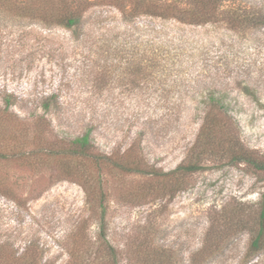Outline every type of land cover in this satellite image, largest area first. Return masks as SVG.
<instances>
[{
    "label": "rangeland",
    "instance_id": "obj_1",
    "mask_svg": "<svg viewBox=\"0 0 264 264\" xmlns=\"http://www.w3.org/2000/svg\"><path fill=\"white\" fill-rule=\"evenodd\" d=\"M85 1L84 26L74 36L28 17H0V254L18 255L32 245L41 262L67 264L70 235L86 219L75 264H243L247 231L214 249L213 230L203 248L208 220L219 229V210L238 209L248 228L264 177L219 159L220 152L207 153L202 169L184 175L173 195L170 187L152 192L188 156L208 91L224 94L241 145L264 153V31L256 42L220 20L197 25L141 15L129 21L130 10L151 1L181 7L185 0ZM254 2L264 5L222 0V10ZM7 93L15 104H3ZM50 93L59 107L43 114L40 98ZM85 132L101 154L133 158L132 148L158 173H99L111 255L99 252V209L91 213L95 203L65 177L67 163L29 151L41 147L38 140L61 146ZM86 167L96 174L94 162ZM249 261L264 264V254Z\"/></svg>",
    "mask_w": 264,
    "mask_h": 264
},
{
    "label": "trees",
    "instance_id": "obj_2",
    "mask_svg": "<svg viewBox=\"0 0 264 264\" xmlns=\"http://www.w3.org/2000/svg\"><path fill=\"white\" fill-rule=\"evenodd\" d=\"M114 1L116 3L122 2V0ZM87 4L89 2L85 0L81 2L77 0H0V17L3 19L6 16L16 19L28 17L30 22H39L45 28L59 26L68 30L74 36L82 31L85 22L84 13L88 9ZM238 5L231 4L224 11L222 10V0H185L181 7L171 2L157 4L151 1L142 11H136V8L130 10L129 21L131 17L136 18L141 15L159 17L161 19L174 17L177 21L197 25L220 20L225 23L228 30L233 32L246 31L251 34L250 41L258 42L257 39L259 37L257 36L264 31V5L255 2L251 6ZM220 13L223 14L222 19L217 17ZM243 92L247 95H252L245 89ZM224 97V94L213 91H208L205 94L204 101L206 105L203 116L195 142L189 148L188 156L184 162L177 165L173 170L163 173L165 178H163L162 184L153 189L152 194L163 192L166 187H170L169 193L173 195L176 190L181 188L184 175L202 169V160L207 153L216 155L220 152L221 158L219 159H226L234 164H244L252 175L264 177V153H258L241 145L235 131V119L229 113L230 110ZM2 99L5 106L17 102L11 93L5 94ZM40 107L43 114H48L50 110L56 111L59 107L57 95L50 93L41 96ZM34 118L43 119L42 116ZM219 136L223 137L221 143H217ZM38 141L41 142V147L29 151L42 153V155H47L49 158L62 157V160L67 163V168L72 166L70 171L67 168L63 169L64 175L80 183L88 196L87 198H91V203H95V206L90 208L91 213L96 214V210L99 209V229L96 239L99 243V249H107L106 252L104 250L99 252L104 255H111L113 248L108 244L104 231L105 207L100 202L105 198L104 183L99 173L110 171L111 169H113L114 173H120L121 176L122 174L155 176L158 173L154 169L147 167L141 157H138L137 151L132 148H129L127 153L133 151L131 154L133 158L126 159L123 153L119 154V156H115L112 153L101 154L91 142L89 132L82 133L68 140L64 139V143L61 146L52 145L51 143L47 144L44 140ZM87 161L94 162L98 173L96 172L94 175V171L86 167ZM92 176H97L95 186H90L88 183V179ZM219 216L223 218V222L218 224L220 225L219 229H217L215 221L209 218V226L203 241V248H206L208 237L213 233V230L216 231L215 242H213L214 249L223 248L226 241L231 240L240 231L246 230L249 237L243 264L249 260L251 261L255 256L264 254V192L260 194L256 210L250 217H246L244 224L248 228L241 224L244 216L241 210L236 209L227 212L224 209H220ZM85 226L86 219L78 222L70 235L69 244L67 245L69 254L67 264L72 262L75 264L76 257L79 254V247L85 243L82 238ZM40 260L39 250L32 245L24 247L18 255L13 252L0 254V264H45Z\"/></svg>",
    "mask_w": 264,
    "mask_h": 264
}]
</instances>
